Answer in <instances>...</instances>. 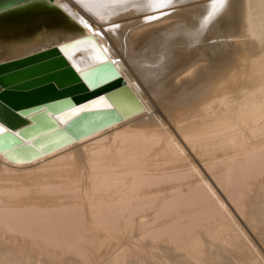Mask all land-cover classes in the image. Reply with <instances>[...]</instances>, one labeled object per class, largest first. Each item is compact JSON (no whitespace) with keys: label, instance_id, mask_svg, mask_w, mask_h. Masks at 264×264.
Returning a JSON list of instances; mask_svg holds the SVG:
<instances>
[{"label":"bare ground","instance_id":"bare-ground-1","mask_svg":"<svg viewBox=\"0 0 264 264\" xmlns=\"http://www.w3.org/2000/svg\"><path fill=\"white\" fill-rule=\"evenodd\" d=\"M65 2L57 7L70 26L92 34L84 21L102 33L94 50L83 42L65 52L70 63L80 70L113 60L144 110L57 123L70 140L29 158L0 149V264H77L53 252L87 243L102 264H264V0H229L199 38L192 34L211 0H180L150 24L130 12L103 26L132 19L111 33ZM66 26L39 27L16 43H59Z\"/></svg>","mask_w":264,"mask_h":264},{"label":"water","instance_id":"water-1","mask_svg":"<svg viewBox=\"0 0 264 264\" xmlns=\"http://www.w3.org/2000/svg\"><path fill=\"white\" fill-rule=\"evenodd\" d=\"M27 3L41 6L0 0V149L7 156L29 158L70 140L66 129L57 123L68 127L100 111L122 117L144 110L113 60L80 70L70 63L65 52L87 40L94 43L95 38L70 26L71 20L57 7L65 0ZM53 23L68 28L56 35L59 43H16Z\"/></svg>","mask_w":264,"mask_h":264},{"label":"snow or ice","instance_id":"snow-or-ice-1","mask_svg":"<svg viewBox=\"0 0 264 264\" xmlns=\"http://www.w3.org/2000/svg\"><path fill=\"white\" fill-rule=\"evenodd\" d=\"M24 2L28 7L41 6L40 4H28L27 0H24ZM179 2L180 0H75L77 6L88 13L96 23L104 26L110 25L114 19H118L120 16L127 15L130 12L140 15L144 24H150L154 20L170 14ZM228 2L229 0H211L209 10L197 21V28L192 34L193 38H199L224 14L227 10ZM81 24L92 31L93 36H102L101 32L92 30L86 22L81 21ZM119 27V24H115L111 27H105V31L111 33L118 30ZM85 43L92 47L93 50L95 49L92 40H87ZM103 51L107 52L108 49L105 48ZM97 59L99 63H106L102 59ZM96 82L98 83L99 81L97 80ZM0 131L3 130L0 129Z\"/></svg>","mask_w":264,"mask_h":264},{"label":"rangeland","instance_id":"rangeland-1","mask_svg":"<svg viewBox=\"0 0 264 264\" xmlns=\"http://www.w3.org/2000/svg\"><path fill=\"white\" fill-rule=\"evenodd\" d=\"M176 7L173 9L174 11H177L179 9H176ZM172 10V11H173ZM126 21L122 20L120 21L119 24H129L131 23L132 19H125ZM131 20V21H130ZM102 26V27H101ZM104 25H100L98 26L100 28V30L104 31L105 30V27H103ZM61 29H64L63 27H60ZM66 30V29H64ZM112 48L115 50V54L119 57V59H121L122 63L125 65V67L128 69L129 71V74L131 76V78L134 79V81L137 83V85L139 86L140 90L143 92V94L147 97V99H149V101L151 103H153L154 106H156V109H158V112L160 113V115H162V118L165 120V121H168L169 124L170 121L169 119L167 118L166 114L161 111V109L159 108V106L155 103V100H153L154 98L152 97V95L150 94L149 90L146 88V86L141 82V80L139 79L138 75L132 70L131 68V65L129 63V61H127L125 58H123V56L120 55L119 53V47L117 48L116 46H113V44H111ZM118 49V50H117ZM144 67L146 70V72L149 74V76L153 77L154 79H158V71H156L154 69V65L151 64V63H145L144 64ZM152 67V68H151ZM153 70V71H152ZM136 74V75H135ZM137 80V81H136ZM171 126V125H170ZM188 153H190V156H192V158H195V161L197 162V164H199V167L200 169H202V171L206 174V177L208 176L210 178V180L212 181V184L215 188V190L217 191L218 193V196L222 197V199L224 200V202H226V205L228 206L229 210L232 211V213H234L233 215L236 216V218L238 219V221L240 220V223L242 225H245L244 228H247V225L244 221V218L243 216L239 213L238 209L233 205V203L230 201V199L228 198V196L226 195L224 189L221 188V186L217 184V182H215V180L210 176V174L207 172L206 168H204V166L199 162V160L197 159V157L194 155V153L188 148ZM192 154V155H191ZM197 159V160H196ZM199 162V163H198ZM203 167V168H202ZM242 204V203H241ZM66 223V222H65ZM65 223L61 224V226H59V228H63L62 230L64 231L66 225H64ZM59 224V225H60ZM63 225V226H62ZM68 227V226H67ZM58 228V227H57ZM58 228V231H60ZM248 229V228H247ZM69 242V241H68ZM64 243H67V241H65ZM90 244V245H89ZM63 245V244H62ZM61 246V245H60ZM64 246L66 247L67 244H64ZM63 247V246H62ZM62 247H56V249L54 250L53 252V257H56L55 258H58V259H68V260H71L77 264H102L104 262V256H101L103 255L102 253L99 254L100 252H95V250H93L91 248V243H87L83 246H81L80 248H76L74 250H72V252H64L62 253ZM61 248V249H60ZM64 248V247H63ZM91 248V249H90ZM61 251V252H59ZM63 254V255H62ZM66 257H65V256ZM64 256V257H63ZM60 257V258H59Z\"/></svg>","mask_w":264,"mask_h":264}]
</instances>
